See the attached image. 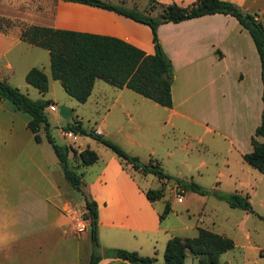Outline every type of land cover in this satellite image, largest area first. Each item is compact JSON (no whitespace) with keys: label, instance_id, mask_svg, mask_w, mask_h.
<instances>
[{"label":"crops","instance_id":"obj_1","mask_svg":"<svg viewBox=\"0 0 264 264\" xmlns=\"http://www.w3.org/2000/svg\"><path fill=\"white\" fill-rule=\"evenodd\" d=\"M0 1L5 2L11 13L0 12V16L22 22L0 27V78L19 88L23 86L26 91L24 73L29 67L38 66L35 63L41 55L38 47H42L20 38L21 24L108 34L136 45L145 53L153 52L150 27L113 10L69 0ZM112 1L139 8L146 5V0ZM158 1L187 5L192 0ZM231 1L254 12L264 27V0ZM156 31L172 63L171 105H160L129 87L96 78L87 98L78 101L90 107L87 116L95 122L91 129L139 157L128 148L129 144L138 143L135 131L147 135L155 128L157 134L153 135L160 149H150L141 160H157L163 171L172 176L157 178L151 173L157 185L168 180L175 182L173 177L193 181L191 173L170 172L164 162L176 151L199 153L203 151L200 148H207V142L220 140L224 142L222 165L226 169L230 166L228 175L241 186L232 191L248 193L252 208L251 196L256 194L259 181H264V174L246 161L247 166L243 164L242 158L251 149L249 138L260 121L262 108L260 62L250 34L234 16L221 12L162 22ZM41 62H46L49 70L42 69L48 80L43 94L47 91L50 94L54 78L50 75L48 54ZM98 79L104 82L95 88ZM51 96L55 107L51 110H55L58 105ZM62 104L69 108L70 114L61 116L78 119L83 125L84 113L69 100L63 99ZM28 118V113L0 98V264H82L91 249L88 231L79 227L84 226L79 215L83 209L82 195L69 186L61 170L58 176L54 175L51 165L59 164L57 157L42 128L38 131L40 140H34L26 125ZM182 132L183 140L179 138ZM255 137L264 139L260 135ZM83 142L90 146L88 140ZM71 144L77 150L84 147L80 143ZM102 145L90 146L97 153L95 161L73 165L82 172V189L96 201L98 241L105 247L120 246L152 255L157 240L160 238L165 244L175 229L170 222L161 226L163 217H158L161 210L154 203L156 199L149 200L144 193L146 188L157 185L150 186L146 181L150 172L143 174L129 163L122 164L110 148ZM218 152L222 149L218 148ZM203 166L205 159L197 156L188 167ZM168 207L167 212H172L169 202ZM96 264L130 263L119 257L103 256Z\"/></svg>","mask_w":264,"mask_h":264},{"label":"trees","instance_id":"obj_2","mask_svg":"<svg viewBox=\"0 0 264 264\" xmlns=\"http://www.w3.org/2000/svg\"><path fill=\"white\" fill-rule=\"evenodd\" d=\"M93 4L113 10L150 27L153 52L144 50L116 36L69 28L28 24L20 27V38L33 43L48 52L50 75L58 79L64 91L79 102H83L90 93L96 78L109 84L130 89L148 97L160 105L170 106V85L172 82V63L160 44L156 28L166 21L182 19L213 12L229 13L250 34L260 62V78L262 82V108L260 121L254 127L249 141L251 149L242 154L248 164L264 174V27L254 12L242 9L231 0H192L187 5L174 1L162 3L158 0H146L142 8L126 6L112 0H69ZM154 11V12H153ZM24 80L43 94L47 90L48 80L42 68L29 67L24 73ZM0 98L10 101L15 108L28 113L27 127L35 141L40 140L39 129L44 131L45 139L50 143L62 171V175L71 188L78 190L83 198L82 219L87 220V231L91 249L82 264H96L103 256L119 257L130 264H157L154 255L140 254L135 249L120 246H102L97 238V205L91 195L82 189L81 171H77L68 157L75 155L81 165H88L96 160L94 149L84 146L79 150L69 143L57 142L51 134L47 108L52 104L49 98H31L17 86L0 78ZM73 134L89 135L110 148L122 164L129 163L132 168L141 173H153L157 178H170L163 171L157 160L148 158L142 161L135 154H130L112 139L94 132L82 125L81 121L72 118L62 126ZM175 182L183 187H189L200 194L207 190L194 181L184 182L181 178L173 177ZM161 182L156 187H148L144 193L149 200L161 198L163 186ZM231 207H239L253 211L248 193L226 191L217 193ZM168 202L158 213L159 219L168 211ZM264 223V217L254 212ZM233 241L230 237L212 231L208 228L197 227L191 236L171 235L165 241L162 251V261L159 264H183L187 252L198 256V264H218V256L231 248ZM261 255L264 257V249Z\"/></svg>","mask_w":264,"mask_h":264},{"label":"rangeland","instance_id":"obj_3","mask_svg":"<svg viewBox=\"0 0 264 264\" xmlns=\"http://www.w3.org/2000/svg\"><path fill=\"white\" fill-rule=\"evenodd\" d=\"M142 1L143 0H139V2ZM0 12L11 14L9 12V8L6 7V4L3 1H0ZM20 23L22 22L18 19L11 20L9 18L0 16V27L7 28L13 24L20 25ZM23 25L24 24H21V26ZM38 50L41 55H38L37 57V60L39 61L35 62L38 63L37 67L42 68L44 71H49L46 66V62H41L42 59H46L48 54L47 51L39 47ZM42 55L43 57H41ZM103 82L104 81L100 79L96 80L95 88L98 86L97 84H103ZM24 84H26L28 88L27 91L23 86L20 88L18 86L17 87L21 91L27 93V95L31 98H37L41 96L34 86L25 83V81ZM49 90L50 94L52 95L51 97L56 99L53 101L57 103V105L62 104L63 99L73 102V104H75V106H77V108L84 113L82 122L87 128H91V126L95 124L94 119L87 116L88 108H90L88 103L86 105H81L74 98L67 95L58 80H53V83L49 86ZM50 94L49 91H47L45 94H43V97L49 98ZM47 114L50 122L51 134L57 142H66L70 145H72L71 143L73 142V144L80 143V145L85 146V142L83 141L88 140L90 146H103L102 143H99L95 140V138L93 139V137L89 135L79 134L74 137L66 135V130H64L62 126L71 121L72 118L65 119L58 112V109L51 110L48 107ZM153 134H157L156 129L153 127L151 128L150 134L147 133V135L146 133L143 135L141 133L139 134L138 131H135L134 136L136 139H138V143L129 144L130 146H128V148L131 149V151L136 152L139 155L138 158L140 160L147 157V152L151 151L150 149H153L154 151H158L160 149V146H158L156 143V137ZM176 136V138H178V135ZM179 138L181 140L184 139L183 132L181 135H179ZM132 142L134 141H131L130 143ZM223 144L224 142H221L220 140L217 141L214 138L212 142H207L206 149L200 148V150L203 151H200L199 153H195L196 151L188 153L184 150H179L176 151L170 159L164 162V166L170 172H178L180 174L185 173L188 175L191 173L193 175V181L200 184L207 191L203 194H200L190 189L187 190L182 185H179L173 181L168 180L166 183H164L162 185L163 194L161 198L156 199L154 203L160 210H162L164 206L163 203L169 202L173 211L164 214L161 226L167 225L170 222V225L175 228L170 233L176 235H193L196 233V228L200 226L230 237L233 241V246L219 254L218 264H264V257L261 255L262 249H264L263 221L255 213L245 211L239 207H231L225 200L217 196V193L232 191L233 189L241 187L237 184L238 182L235 179L233 180V178L228 175V173L231 172L230 166L228 169H226L222 165L221 161L224 148ZM46 146L48 149L50 148L49 144ZM125 147L127 146L125 145ZM218 148L222 149L221 153L218 152ZM197 156H202L205 159L206 166L199 168L188 167L194 164V159ZM53 157L55 159V155H53ZM69 160L72 166L78 162V159L75 155L70 156ZM179 160L180 162H176ZM243 164L247 166L245 161H243ZM58 165H51L52 170H54V175L56 176H58V170H61L59 169L60 166ZM160 165H162V163ZM237 171L240 172V170ZM146 176V181L148 179L150 186L157 185V179L153 174L148 173ZM59 178L61 180V178H63L62 175L59 174ZM138 179H140L142 184L145 183V181L143 179L141 180L140 177H138ZM63 182H65L64 178ZM72 191L74 192L73 189ZM74 194L79 196L76 191ZM178 197H182V200L178 201ZM251 197L253 210L264 217L263 180L259 181V184L256 188V194ZM83 224L84 226L82 228L87 230L86 219H83ZM155 247L156 248L152 250V255L156 257V263L159 264L162 261V251L164 248L162 239L159 238V240H157V246ZM193 256H195L197 259H194ZM197 260L198 256L187 252L183 264H198Z\"/></svg>","mask_w":264,"mask_h":264},{"label":"water","instance_id":"obj_4","mask_svg":"<svg viewBox=\"0 0 264 264\" xmlns=\"http://www.w3.org/2000/svg\"><path fill=\"white\" fill-rule=\"evenodd\" d=\"M57 109L61 115L69 116L70 114L69 108L64 104H59Z\"/></svg>","mask_w":264,"mask_h":264},{"label":"built area","instance_id":"obj_5","mask_svg":"<svg viewBox=\"0 0 264 264\" xmlns=\"http://www.w3.org/2000/svg\"><path fill=\"white\" fill-rule=\"evenodd\" d=\"M49 108H50V109H54L55 107H54V105L50 104V105H49ZM94 132H96V133H99V131H98V130H94ZM65 133H66V135H68V136H72V134H73V133H72L70 130H66V131H65ZM177 199H178V200H180V199H181V197H178ZM79 227H80V228H82V227H83V225H82V224H80V226H79Z\"/></svg>","mask_w":264,"mask_h":264}]
</instances>
